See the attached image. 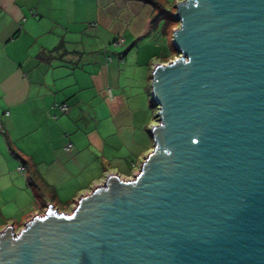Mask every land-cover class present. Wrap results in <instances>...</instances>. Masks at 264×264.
<instances>
[{
	"label": "water",
	"instance_id": "95a60500",
	"mask_svg": "<svg viewBox=\"0 0 264 264\" xmlns=\"http://www.w3.org/2000/svg\"><path fill=\"white\" fill-rule=\"evenodd\" d=\"M138 172L0 230V264H264V0H180Z\"/></svg>",
	"mask_w": 264,
	"mask_h": 264
},
{
	"label": "crops",
	"instance_id": "0c3cea01",
	"mask_svg": "<svg viewBox=\"0 0 264 264\" xmlns=\"http://www.w3.org/2000/svg\"><path fill=\"white\" fill-rule=\"evenodd\" d=\"M146 4L0 0V230L20 229L47 204L71 210L108 173L128 179L138 172L153 124L145 91L123 87L120 77L133 76L138 63L151 70L176 56L159 21L149 27L154 9ZM127 41L131 49L117 52ZM33 172L50 189L31 184Z\"/></svg>",
	"mask_w": 264,
	"mask_h": 264
},
{
	"label": "rangeland",
	"instance_id": "374dc122",
	"mask_svg": "<svg viewBox=\"0 0 264 264\" xmlns=\"http://www.w3.org/2000/svg\"><path fill=\"white\" fill-rule=\"evenodd\" d=\"M180 0H153V2L157 5V9L154 8L153 6V2H145L147 3L146 5L150 6L151 9L153 10V15L149 16V19L147 20V22L151 21L153 18H156L157 15L156 13L161 11V18L158 22V34L161 35V37H164L165 40L167 41L168 44H170V39H171V34L173 32V30L178 26V21L176 20L175 16H174V5L176 2H178ZM144 2V1H143ZM160 29V31H159ZM160 32V33H159ZM147 37H143L141 40H148L146 39ZM133 41V40H132ZM171 45V44H170ZM127 48L131 49V45H129L128 41L124 46H119L116 48L117 52L124 51V49L126 50ZM145 49L147 47H144ZM158 47H156L157 49ZM163 47H159V49H162ZM149 49V47H148ZM174 52V50H172ZM125 52V51H124ZM135 51H131L127 57V63H131L134 64L135 62ZM145 56V53L142 51V49H140L139 52V57L143 58ZM136 64V63H135ZM139 66H134V74L132 76V72H131V76L129 73L127 74H123L121 75L120 79H121V85L125 88L128 87H132L135 89H140V90H144L146 95H147V100H148V120L149 123L148 125L154 124L156 121V107L154 106L153 100L151 98V94H150V73L151 70L148 69L149 64H142V63H138ZM134 176V175H133ZM132 176V177H133ZM67 212H70V210H68ZM19 226L16 227V231L18 230Z\"/></svg>",
	"mask_w": 264,
	"mask_h": 264
},
{
	"label": "trees",
	"instance_id": "16d2710c",
	"mask_svg": "<svg viewBox=\"0 0 264 264\" xmlns=\"http://www.w3.org/2000/svg\"><path fill=\"white\" fill-rule=\"evenodd\" d=\"M140 1L150 2V3L153 2V0H140ZM153 3H154V2H153ZM157 5H158V4H155V3L153 4V6H154L155 9H157ZM161 14H162L161 11L158 12V13H156L157 17H156V18H153V19L149 22V27H151V28H155L157 22H158V21L160 20V18H161ZM159 17H160V18H159ZM61 104H62V103H61ZM65 104H66V103H65ZM57 105H59V104H56V106H57ZM38 181H39V179H38L37 175L33 172V173L30 175V177H29V182H30L31 184H36ZM39 183L43 184L46 188H49V189H50L49 185L43 183V181L40 180Z\"/></svg>",
	"mask_w": 264,
	"mask_h": 264
},
{
	"label": "built area",
	"instance_id": "2783aa9c",
	"mask_svg": "<svg viewBox=\"0 0 264 264\" xmlns=\"http://www.w3.org/2000/svg\"><path fill=\"white\" fill-rule=\"evenodd\" d=\"M121 42V38H116L113 42H112V45L114 46H117L119 45ZM109 58V56H108ZM57 107L61 110V111H66L67 110V105L65 103H62V104H59L57 105ZM71 147V143L70 142H67L66 145H65V149L66 150H69ZM16 170L19 172V173H23L24 172V166L23 165H18Z\"/></svg>",
	"mask_w": 264,
	"mask_h": 264
}]
</instances>
